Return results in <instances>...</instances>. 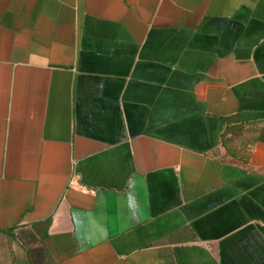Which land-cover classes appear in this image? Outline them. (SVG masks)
Returning a JSON list of instances; mask_svg holds the SVG:
<instances>
[{
    "label": "crops",
    "instance_id": "obj_1",
    "mask_svg": "<svg viewBox=\"0 0 264 264\" xmlns=\"http://www.w3.org/2000/svg\"><path fill=\"white\" fill-rule=\"evenodd\" d=\"M0 264H264V0H0Z\"/></svg>",
    "mask_w": 264,
    "mask_h": 264
},
{
    "label": "built area",
    "instance_id": "obj_2",
    "mask_svg": "<svg viewBox=\"0 0 264 264\" xmlns=\"http://www.w3.org/2000/svg\"><path fill=\"white\" fill-rule=\"evenodd\" d=\"M73 185L75 186V185H77V184H73ZM77 187H78L79 189H83V188H84V187L81 186V185H78ZM87 191H88V192H92L91 190H87Z\"/></svg>",
    "mask_w": 264,
    "mask_h": 264
},
{
    "label": "trees",
    "instance_id": "obj_3",
    "mask_svg": "<svg viewBox=\"0 0 264 264\" xmlns=\"http://www.w3.org/2000/svg\"><path fill=\"white\" fill-rule=\"evenodd\" d=\"M225 130H227V129H225ZM225 130H224V131H225Z\"/></svg>",
    "mask_w": 264,
    "mask_h": 264
}]
</instances>
